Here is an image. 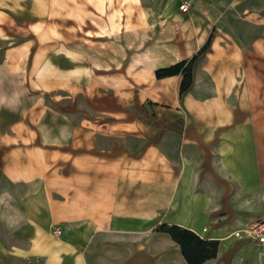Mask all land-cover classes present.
I'll return each instance as SVG.
<instances>
[{"label":"crops","instance_id":"0c3cea01","mask_svg":"<svg viewBox=\"0 0 264 264\" xmlns=\"http://www.w3.org/2000/svg\"><path fill=\"white\" fill-rule=\"evenodd\" d=\"M189 1L0 0V264H264V0Z\"/></svg>","mask_w":264,"mask_h":264},{"label":"trees","instance_id":"16d2710c","mask_svg":"<svg viewBox=\"0 0 264 264\" xmlns=\"http://www.w3.org/2000/svg\"><path fill=\"white\" fill-rule=\"evenodd\" d=\"M209 45L210 38L191 58L182 59L168 66L157 68L154 71L155 77L164 78L180 74L179 93L182 95L192 85L195 60ZM157 230L167 233L179 245L181 254L187 264H202L217 255L219 242L216 239L202 238L194 231L179 225L162 224L157 227Z\"/></svg>","mask_w":264,"mask_h":264},{"label":"built area","instance_id":"2783aa9c","mask_svg":"<svg viewBox=\"0 0 264 264\" xmlns=\"http://www.w3.org/2000/svg\"><path fill=\"white\" fill-rule=\"evenodd\" d=\"M191 7L189 0H181L178 5V9L182 13H186L189 11ZM53 232L57 235L60 234V229L55 228ZM235 237H245L260 245H264V220H255L247 224L245 228L238 229L233 232Z\"/></svg>","mask_w":264,"mask_h":264},{"label":"rangeland","instance_id":"374dc122","mask_svg":"<svg viewBox=\"0 0 264 264\" xmlns=\"http://www.w3.org/2000/svg\"><path fill=\"white\" fill-rule=\"evenodd\" d=\"M161 2H163V3H166V2H168V1H173V0H160ZM175 1V3H176V5H178V2L180 1V0H174ZM193 1L194 0H191V2L193 3ZM180 3V2H179ZM158 8L159 9H161V8H165V6L164 5H159L158 6ZM120 41H122L121 39H119V38H112V39H110V44L112 45V46H118L119 44H120ZM126 42H127V44L129 45V44H131V43H133L134 42V39H129V38H127L126 39ZM122 44V43H121ZM60 64L62 65V66H69V62H67V60H64V59H62L61 60V62H60ZM48 102H50L51 103V101H48ZM53 104V103H52ZM68 105V102H65V101H63V106H67ZM255 221V220H254ZM252 222V221H251ZM250 222H248V223H246V224H244V226L243 227H241V228H245L246 226H247V224H249Z\"/></svg>","mask_w":264,"mask_h":264}]
</instances>
